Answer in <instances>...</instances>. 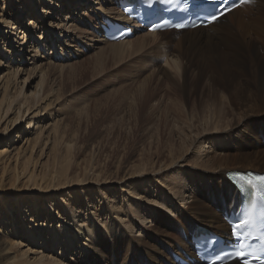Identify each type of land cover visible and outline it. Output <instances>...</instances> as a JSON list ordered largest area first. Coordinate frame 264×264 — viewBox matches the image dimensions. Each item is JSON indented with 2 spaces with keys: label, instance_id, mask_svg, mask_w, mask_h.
<instances>
[{
  "label": "rangeland",
  "instance_id": "1",
  "mask_svg": "<svg viewBox=\"0 0 264 264\" xmlns=\"http://www.w3.org/2000/svg\"><path fill=\"white\" fill-rule=\"evenodd\" d=\"M18 1L8 0L7 9L3 10L4 3L0 0V20L4 13L8 22L14 20L18 25L20 23L21 28V21L31 16L28 13L30 5L26 0H20L21 5H18ZM87 1L90 0H54L56 4L46 8L50 12L46 14L47 18L39 15L34 20L36 23L41 20L37 23L39 28L36 32L41 37L26 34L24 46H11L6 41L7 34L11 35V32L5 33L0 28V44L6 51L2 53L0 50V197L5 200L0 201V235L9 243L5 253L18 262L37 264V261L40 263L52 257L57 262L69 264L91 253L89 244L99 237V230L107 237L112 232H121L136 239L150 231L160 215L165 222L159 220L157 225L169 223L175 236L171 239L177 244L175 248L170 245L175 251L168 248L166 256L176 250L180 253L191 251V248L179 245L181 239L188 241L185 235L193 224L195 228L205 227L200 218L205 219L202 213L211 209L223 218V205H216L211 191L217 196L226 191L227 209L233 208L227 188L222 190L223 182L219 175H227L233 170L264 172V167L257 170V165L248 169L249 164L244 157L235 159L264 148V133L251 128V124L250 131H247L250 133H244L241 127L245 118L242 115L248 112V92L244 94L241 91L247 75L237 72L214 79L202 77L196 85L192 82L187 86L184 97L182 78L165 76V69L173 76L177 70L170 63L177 59L176 45L184 39L177 38L179 32L164 36L168 45L159 42V38L154 41L150 37L146 47L129 53L119 63L106 58V55L104 63H99L91 57L112 43L106 42L100 31L102 18L111 16L103 15L106 14L103 9L119 10V7L117 0ZM248 5L244 10L250 7L249 11L264 16V9H259V4ZM260 5L263 7L264 3ZM17 7H21L26 15L22 16L20 10H15ZM111 10L108 12H116ZM57 17L61 20L60 25L66 22L78 30L65 31L54 24L51 31L47 30L44 25L56 22ZM233 17L228 16L227 20L231 21L223 24L233 23ZM54 27L61 34L54 32ZM213 31L216 35L225 33L222 26L211 29ZM204 32L210 33H201ZM145 33L144 29H137L128 40ZM201 33H196L195 37L199 38ZM31 46L32 52L24 55L25 51H22L27 48L26 51H30ZM254 46L251 44V48ZM222 47L221 65L236 51L242 64L251 69L253 53L248 52L249 46H244L240 36L224 42ZM101 58L104 59L103 56ZM99 66L105 69L101 70ZM230 70L234 72L232 67ZM140 95L145 96L147 107L141 113L144 121L136 122L131 116V106ZM179 102L185 109L182 115H177ZM20 107L22 111L19 114ZM28 108L31 109L29 113ZM212 111H217L213 117ZM22 113L23 119L16 121L18 114L21 116ZM31 118L35 119L32 128L27 125ZM246 123L251 122L248 120ZM233 124L237 128L220 142L215 144L206 140L207 136L230 129ZM69 146L72 149L67 156ZM224 153L235 156L227 168L216 163L209 167L212 156L221 154L222 157ZM66 157L70 158L68 164H71L68 176H49ZM32 172L41 188L32 189L33 185L28 182ZM150 177L152 180L149 181ZM134 181L144 182L136 185ZM163 183L177 189L182 183V193L176 195ZM193 198L202 205L201 214L188 206L194 203ZM67 202L75 209L71 215L80 210V216L75 220H69L61 207ZM34 205L38 208L36 221H32ZM154 210H158V215ZM22 217H26L23 224ZM6 220L8 224L3 226ZM91 222L97 226H92L93 233H88L86 228ZM112 223L114 231H109L108 226ZM184 223L190 224L186 230L183 229ZM27 224L43 230L56 224L67 230L69 238H72L65 241L71 243L70 251H62L60 244L55 247L49 245L48 233L34 239L26 237L23 229Z\"/></svg>",
  "mask_w": 264,
  "mask_h": 264
},
{
  "label": "bare ground",
  "instance_id": "2",
  "mask_svg": "<svg viewBox=\"0 0 264 264\" xmlns=\"http://www.w3.org/2000/svg\"><path fill=\"white\" fill-rule=\"evenodd\" d=\"M26 1H29L30 8H28V7L27 8L29 9L28 13H30L31 16L29 18H26V20L21 21V23L23 24L21 28H20V26H21L20 23L18 25L14 20H11L10 22H8L6 20L7 17L5 18L4 13H2V18L0 20V28L2 29L1 31H3L5 33H6V31H7V33L11 32V35H9V33L7 34V40H6L11 44V46H12V44L15 47L17 46L16 44H20V45L24 46V44L26 43L25 41L27 40L26 34H28V35L30 34L31 36H34V37H41L40 35H37V33H36V32H38V28H39V25L37 23L41 22V20L37 21V23L34 20H36V18H38L39 15H41L42 18H45V17L47 18L46 14H50V12L46 8L47 7L50 8L51 5L56 4V2H54V0H45V2H44V0H26ZM67 1L70 2V0H67ZM18 2L19 3H17V4L21 5L20 0ZM87 2L92 3L93 0H90ZM3 3H4L3 4V10H5L6 6L9 4V2H8V0H3ZM45 3H46V6H44ZM262 3H264V0H254L253 3L251 2V4H253L252 7L257 6L259 4L258 8L264 9V6L262 7L260 5ZM248 4H250V3H245L239 7L234 8L233 10L225 13L223 16L216 19L213 23L209 24L207 27L199 26L195 29H186V30L178 31L179 36L177 38L178 39L184 38V39L180 40L179 43H177V45H176V47H177V59L171 60L172 63H170V65L173 64L171 66L176 68L177 70H176L175 76H173L172 74H168L167 70L165 69V73H166L165 76H167L168 78H177V77L182 78V85H183V90L185 93L184 97H185L186 91L188 90L187 86L189 84H191L192 82H194V85H196L200 81V78L202 79V77L207 76V77H209V79H214L217 76H227L229 74H234L237 72L245 73L247 76L245 77V82L242 85L243 88L241 89V91L244 94H246V92H248V96H247L248 98L246 99L248 102V108L246 107L248 112L247 113L244 112L242 115V117L245 116V118L242 121L243 124L241 125V127L244 128L243 132L245 133L247 131H250L249 125L251 124V128L255 127V129L257 128V130H260L262 133H264V118L261 119V115H264V16H262L261 14H257V13L255 14L254 11H249L250 7L246 8L244 10V8L246 6H250ZM15 10H20L19 13L22 14V16L26 15V14H24L21 7L20 8L17 7ZM104 10H105V8L103 9V13L105 12L106 14H103V15L108 14V15H111L113 18L119 19V20L122 18H125L122 15V12L119 11L118 9L115 10L112 8V10L116 11V12H112V13L108 12L109 10H111V8H109L106 11H104ZM240 12H244V14H240ZM11 16H13V14H11ZM228 16L229 17L235 16V17H233L234 22L229 23V25H224L223 23H228L229 21H231V20H229V21L227 20ZM66 18L68 19V16ZM56 19H57L56 22H52V23L50 22L51 24H49V26L44 25V27L49 31H51V29H53L52 24H54L56 27H58L60 25L61 20H59L58 17ZM36 24H37V26H36ZM3 25H6V27H4ZM71 26L72 25L68 26V24L65 22L64 24L60 25L59 29L61 28V29H64L65 31L75 30V29L78 30V28H76V27L71 28ZM220 26H222V28L225 29L224 34L216 35V33L214 31H213L214 34H213V32H211V29L216 30L217 28H220ZM226 26L228 28H226ZM56 27H54V29H55L54 32H58L61 34L60 30L57 29ZM69 28H71V29H69ZM100 29H101L100 31L102 32L103 31L102 27H100ZM98 31H99V29H98ZM202 31H206L208 33L210 32L209 33L210 35L209 34L207 35L205 32L201 33ZM175 32H177V31L176 30H166L163 32H161V31L148 32L147 31V33H145L144 35H140L139 37L136 36L137 38H135L134 40H128L127 39V40L120 41V42H112V43H109V45H107V47L101 48L100 51H98L94 56L91 57V59H94L99 63H104L103 60H106L104 58V56L106 55L105 56L106 58H111L112 60L114 59L113 62L115 61V63H119L123 59L127 58V55H129V53L133 54V53L139 52L144 47H146L147 44L150 43V37H153L154 41H155V38L156 39L159 38V42H161L163 45H165V44L168 45L169 42H168V40H166L164 38V36L166 34H170V33L172 34ZM196 33H201V34H199L200 35L199 38L195 37ZM251 34H253V37ZM13 35H16V36H13ZM235 36H240L242 38L244 46L246 48H247V45L249 46L248 52L253 53V55L251 56V69L249 68L248 65L244 66L242 64V61H240L241 58L238 57V53L236 51L232 53V56L230 57V59L228 61L225 62L224 65H221V63H220L219 58L223 57V54H224L222 44L224 42H229V40ZM201 39H202V41H201ZM51 40H53V39L51 38ZM107 41L108 40H106V42ZM151 42H152V40H151ZM251 44H255V46L251 48ZM84 46H86V45H84ZM4 48H5V46L0 44V50L2 51V53H6ZM31 48H32V46L29 49L30 51H26L28 48L26 50H23L22 52L25 51L24 55H26L27 53L30 54L32 52ZM237 49H238V47H236V50ZM165 51H166V49H165ZM102 56L104 59L101 58ZM155 57H156V55H155ZM235 62H237L238 65ZM53 64L54 63H50V65H53ZM1 66H2V60L0 58V67ZM100 66L103 67V64H100ZM100 66H99V68H100ZM236 66H238V68H235ZM231 67L234 70V72H232L231 70H230V72L228 71V69ZM104 69L102 68L101 70H104ZM152 75H155V72ZM191 76H194V77H192V79H191L192 81L190 82ZM40 85H42V83H40ZM40 88L42 89L41 86H40ZM36 94H37V90L34 93V96ZM15 98H17V97H15ZM138 98L139 99L136 100L135 104L133 106H131L132 107L131 116L133 117V119L136 120V122L137 121L141 122V121H144L141 118V113L146 111L147 102L145 101V96H143V95L138 96ZM241 104H243V103H241ZM9 108H10V106H9ZM179 108L180 109L177 110V115H180V114L182 115L183 113H185V111H184L185 109H183V106L181 105L180 102H179ZM210 108H211V110L213 109L212 107H210ZM29 110H31V109L30 108L27 109L28 113H29ZM21 111L22 110L20 107L19 114ZM36 113L38 114V112H36ZM212 113H214L212 115V117H213L217 114V111H212ZM19 114H18L17 120L15 119L16 121H18V120L21 121L23 119L24 114L22 113L21 116H19ZM258 115H260V116H258ZM35 116H37V115H35ZM33 120H35V119L31 118L30 121L28 120L29 122L27 125L30 128H32ZM248 120H250L251 123H246ZM16 121H14V122H16ZM228 127H229V125H228ZM162 128H163V130L165 129L163 124H162ZM236 128L237 127H235L233 124L230 129H227L225 131H220L214 135L211 134L210 136L206 137L207 139L206 138L205 139L213 141L216 144V142H220L221 140H223V138L226 137V134L228 136L230 131H234ZM252 131L254 133V130H252ZM247 133H250V132H247ZM30 143H31V140H30ZM200 145H201V143L199 144V146ZM71 149H72L71 146H69L67 148V152H68L67 156H69ZM242 155H241L242 156L241 158H235V156H233L232 154H229V153H224L222 155V157H220L221 154L215 156L216 158L212 156V160L209 163V167H211L212 164L216 163L217 166H221L222 168H225V167L227 168L229 166L230 161L233 158H235L237 160V159H242L243 157L249 164L247 166L248 169H252V166H255V165H257V170H259L258 167H264V148H262L260 151L249 152V153H245ZM69 160H70L69 157H66L65 159L63 158L62 161L59 162L60 166H58L56 168V170L54 168V170L49 174V176H52V178H54V177L55 178L67 177L69 170H70V166H71V164L70 165L68 164ZM23 165H25V164H23ZM26 165H27V161H26ZM140 168L141 167H138V169H140ZM24 170H26V169L24 168ZM246 171H248V170H246ZM257 172H260V171H257ZM262 173H264V172H262ZM35 176L36 175L34 174V172H32V174L28 178V182H30L33 185L32 189L41 188V187H39V184L36 183L37 180H36ZM220 177L222 178V182H223L222 183V190H225L227 188L229 195L231 196V198H230L231 203H232V205L236 206L235 208H237L239 203H240L239 191L230 182L227 175H225L223 173V174L219 175V178ZM14 180L15 181L17 180V175L15 176ZM148 180L150 181V180H152V178L150 177ZM143 182L144 181H140V183H136L134 181L133 184L139 185V184H142ZM163 184L165 185L166 188L169 187V189L172 190L176 195H180V193H182L181 192L183 189L182 183H180V185L178 186V189L175 187H172V186L171 187L168 186L169 184H167V183H163ZM209 188L211 189V186H209ZM210 194L212 195L213 198H216L215 203L217 206L223 205L222 208L224 210H227V208H228V204H227L228 193L226 191H224L220 195L218 194V196L215 194L214 191H211ZM33 195L34 196H32L31 198L34 199L36 193H34ZM3 200H4V198L0 197V201L2 202ZM224 200L226 201V203ZM193 201H194V203L191 202L192 204H189L188 206L191 205L192 207L190 206V208H192V210L196 211L198 214H201L202 213V210H201L202 205L199 204V201H197V198H193ZM17 202H18V199H17ZM61 207L64 211H66V216L70 217L69 220H71V221L75 220V217L80 216V210L75 211V215H71L75 209H74V207H72V205L70 203L68 204V202L65 203ZM208 209H210V207H208ZM36 210H38V208L34 205L33 209H31L32 212L34 211L32 221L33 220L36 221V218H37ZM154 211H155L154 214L158 215V210L157 211L154 210ZM27 212H28V210H25V214H28ZM223 213H222V215H223ZM202 214H203V216L205 215V219L203 217H201L200 215L199 216L201 218L203 225L205 227H208L207 231L213 230V229L211 230L210 228H216L217 229L216 231L221 233V234H225V235L229 234L230 227L227 225L224 218H222V219L219 218V215L216 211H212L210 209V210H207L206 212H204ZM38 217H40L39 213H38ZM25 218L26 217L21 218V224H23V222L26 221ZM159 220H161L162 222H165L164 221L165 219L163 220L161 218V215H160V217H157V219H155V225L152 227V229L150 231H147L145 233V235H143V237H138L136 239H132L129 237L128 234L125 235L124 233H121V232H118L116 234H114V232H112V233H110V237H107L103 234L102 230L101 231L99 230V232H97V235H99V237L97 239H93L89 244V245H91V250H92L91 253L87 254L85 257H83L81 259H77L76 261L72 260L69 262V264H178L175 262V260L173 259V257L171 255H168V253H167V256H166V252H168L167 249L169 248V249L174 250L175 246L177 245L176 242L173 239H171V237H175L171 233V229H172L171 225L167 222L160 224V225H157L159 223ZM53 221H54V219H53ZM7 224H8L7 220L3 221V226H6ZM11 224L13 225V223H11ZM180 224H179V227H180ZM184 225H185L184 226L185 228L183 227V229H185V230H186L187 226H190V224H186V223H184ZM92 226H97V225H95L93 222H91L90 227L86 228V231H88V233H93ZM218 226H220V227H218ZM112 227H113V223L111 224V226H108V230L112 231L113 230ZM194 228H195V224H193L189 228V231H192ZM84 231L85 230H83L81 233L83 234ZM199 232L204 233V231H201V230ZM23 233L26 237H32L33 239L38 238V237H42L43 235H45V233H48L47 235L50 237L49 239L51 240L49 245H51L52 247H55L57 244H60L62 251H64L65 253H68L70 251L71 243L65 242V241L67 239H72V238H69V233L67 232V230H64L63 228L61 229V227H57L56 224L52 225V227L50 226L49 228H46V230H43L42 228L36 227L34 225L29 226V224H27L23 229ZM179 235L181 236V234H179ZM161 236H163V238H161ZM176 238H178L177 235H176ZM8 244L9 243H7L5 241V239H3L2 236L0 235V264H5V263L6 264H36L35 262L29 263L26 261L24 262L22 260H19L22 262H18L17 259H16V261L12 260L11 259L12 257H9V255H8L9 253L8 254L5 253L6 250H8V248H9ZM170 245H173L174 248L170 247ZM179 246L181 248H185V249L191 248L189 241H184L183 239H181ZM176 251H179V250H176ZM10 259L13 262H11ZM37 264H62V262L61 261L57 262L56 258L52 259V257H50L48 260L47 259L41 260L40 263L37 261ZM199 264H204V263H199ZM227 264H240V263H239V261L234 260V261L229 262Z\"/></svg>",
  "mask_w": 264,
  "mask_h": 264
},
{
  "label": "snow or ice",
  "instance_id": "3",
  "mask_svg": "<svg viewBox=\"0 0 264 264\" xmlns=\"http://www.w3.org/2000/svg\"><path fill=\"white\" fill-rule=\"evenodd\" d=\"M252 0H240V4L234 5L235 7H239L245 3H251ZM231 9H229L230 11ZM224 13H220V15H223ZM211 20L215 21L219 17L217 15H212ZM177 27H184V25H177ZM237 179L240 181V184L237 186L238 190L242 192V195L244 193V189H247V197H250L252 194H255L258 196L261 200V205L264 207V176H253L251 174L248 175H242L237 174ZM246 197V198H247ZM264 214V213H262ZM244 217H238L239 223L236 225V228H244L246 225H251V213L245 212L243 214ZM233 235L239 237L240 233L236 232L235 229L233 230ZM245 245L242 241L238 242V247L235 252L236 257H246L243 261V264H250V260L247 258L248 254L243 251ZM259 257L253 256L252 259H258Z\"/></svg>",
  "mask_w": 264,
  "mask_h": 264
}]
</instances>
